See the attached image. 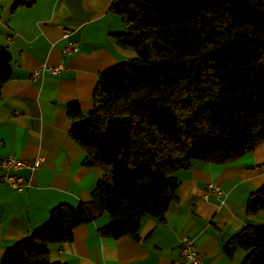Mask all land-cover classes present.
Here are the masks:
<instances>
[{
    "label": "trees",
    "instance_id": "1",
    "mask_svg": "<svg viewBox=\"0 0 264 264\" xmlns=\"http://www.w3.org/2000/svg\"><path fill=\"white\" fill-rule=\"evenodd\" d=\"M34 0H14L11 9ZM122 31L113 41L134 56L103 69L89 112L67 106L82 164L104 174L90 200L54 205L29 235L7 247L0 264H64L49 243L103 213V236L136 239L144 216L161 219L176 198L175 172L192 161L229 162L264 141V0H112ZM11 74L0 47V85ZM264 211V184L245 200ZM240 264H264V224H246L221 245Z\"/></svg>",
    "mask_w": 264,
    "mask_h": 264
},
{
    "label": "crops",
    "instance_id": "2",
    "mask_svg": "<svg viewBox=\"0 0 264 264\" xmlns=\"http://www.w3.org/2000/svg\"><path fill=\"white\" fill-rule=\"evenodd\" d=\"M112 0H34L11 9L14 0H0V47L10 55V77L0 85V158L42 156L40 167L19 173L29 187L17 192L0 181V257L16 241L40 225L58 203L76 206L90 200L104 174L101 166L82 164L84 151L70 136L67 106L76 103L86 115L98 74L134 56L112 39L122 31L120 17L109 10ZM67 31V35L63 33ZM71 43L72 50L62 54ZM65 68L31 79L37 66ZM264 141L222 164L192 161L175 172L176 198L161 219L144 216L136 239L103 236L106 213L78 224L72 239L49 243L50 260L64 264H180L179 243L193 239L203 264H240L246 251L231 257L222 243L246 224H264V211L247 215L248 194L264 184ZM209 183L224 195L203 194Z\"/></svg>",
    "mask_w": 264,
    "mask_h": 264
},
{
    "label": "built area",
    "instance_id": "3",
    "mask_svg": "<svg viewBox=\"0 0 264 264\" xmlns=\"http://www.w3.org/2000/svg\"><path fill=\"white\" fill-rule=\"evenodd\" d=\"M64 36L67 35V31L63 33ZM73 48L71 43L66 44L61 50L62 54H68ZM65 65L62 60L58 61L56 65L48 66L46 64H41L37 66L31 72V79H36L40 77L44 72L51 74H56L63 70ZM42 162V156L37 155L31 159H22L14 155H6L0 158V181L6 184L11 189L22 192L24 189L29 187V179L24 175L20 174L19 171L26 169L33 171L40 167ZM258 168L264 171V163L260 164ZM208 192H212L215 195L222 197L224 191L216 184L209 183L206 187V191L203 197L206 196ZM179 263L180 264H203V259L200 253L197 251L193 239L189 237H184L179 243Z\"/></svg>",
    "mask_w": 264,
    "mask_h": 264
}]
</instances>
